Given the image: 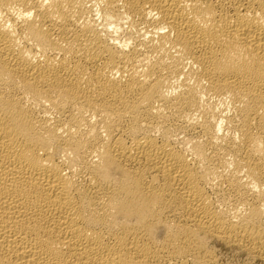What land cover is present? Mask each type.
<instances>
[{"label":"bare ground","instance_id":"obj_1","mask_svg":"<svg viewBox=\"0 0 264 264\" xmlns=\"http://www.w3.org/2000/svg\"><path fill=\"white\" fill-rule=\"evenodd\" d=\"M0 264H264V0H0Z\"/></svg>","mask_w":264,"mask_h":264},{"label":"rangeland","instance_id":"obj_2","mask_svg":"<svg viewBox=\"0 0 264 264\" xmlns=\"http://www.w3.org/2000/svg\"><path fill=\"white\" fill-rule=\"evenodd\" d=\"M138 30V32H143L144 30L141 28V27H139V29H137L136 28V31ZM143 30V31H142ZM140 32V33H141ZM214 102V103H213ZM208 103H210V104H215V100L214 99H208ZM181 134L182 133H180V137H179V139H183L184 138V134H183V136H181ZM228 211V210H227ZM230 212V211H229ZM233 255L230 253V252H225V250L223 251V253H222V258H223V260H225L226 259V261H228L229 259L230 260H234V256L232 257Z\"/></svg>","mask_w":264,"mask_h":264}]
</instances>
